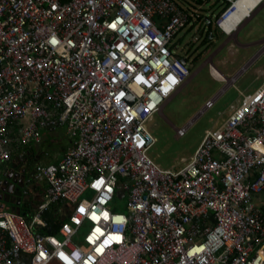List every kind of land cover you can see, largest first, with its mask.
<instances>
[{
  "label": "built area",
  "instance_id": "built-area-1",
  "mask_svg": "<svg viewBox=\"0 0 264 264\" xmlns=\"http://www.w3.org/2000/svg\"><path fill=\"white\" fill-rule=\"evenodd\" d=\"M236 1L0 0V165L45 131L68 138L35 163L31 220L0 207V264H264V81L178 169L148 156L147 123L189 77L176 36L220 30ZM51 204L65 221L36 235Z\"/></svg>",
  "mask_w": 264,
  "mask_h": 264
},
{
  "label": "rangeland",
  "instance_id": "rangeland-1",
  "mask_svg": "<svg viewBox=\"0 0 264 264\" xmlns=\"http://www.w3.org/2000/svg\"><path fill=\"white\" fill-rule=\"evenodd\" d=\"M189 6L197 9L192 4ZM208 10V18L216 20L215 14H218L220 6L211 5ZM202 11L199 10L198 14L201 15ZM212 30L209 41L203 45L200 43L205 31L201 29L195 31L186 27L176 36L175 41L179 39L176 53L188 62L189 77L146 127L155 138L148 156L164 170L181 167L182 161L192 156L205 131L221 126L232 110L239 106V92L250 94L264 81V44L243 47L259 40L264 43V2L229 40L225 34ZM249 47L251 48L247 49ZM198 53L201 55H197ZM252 59L254 61L239 74ZM210 66L222 76L223 81L212 77ZM236 75L238 76L234 82L230 81ZM209 101L212 105L206 108L205 103ZM181 128H186V131L178 138L176 129ZM49 136L52 144L43 142L38 149V152H46L45 158L48 159L59 155L62 148L68 145L63 128L54 130ZM19 153L20 151L14 152L13 149L12 157ZM28 194L34 196L36 202L42 201L44 197L43 191L40 194L32 188H28ZM84 198L90 199V196L86 194ZM124 206L125 199H121L114 210L125 211ZM84 232L85 228H81L78 235L81 236Z\"/></svg>",
  "mask_w": 264,
  "mask_h": 264
},
{
  "label": "trees",
  "instance_id": "trees-1",
  "mask_svg": "<svg viewBox=\"0 0 264 264\" xmlns=\"http://www.w3.org/2000/svg\"><path fill=\"white\" fill-rule=\"evenodd\" d=\"M212 29L217 30L220 33H222V31H220L215 24H212L210 22L206 28V31L204 33V38L200 44L203 45L209 41L210 33L212 34V31H213ZM188 30H192V26L190 28H188ZM201 33H202V31H201ZM222 34H224V33H222ZM197 55H201V53H198ZM28 150L30 152H28ZM18 151H20L19 154H23V155L29 157L31 160L35 161V163L37 162V159H36V156H35V153H34L32 146L23 147L22 149H20ZM25 152H26V154H25ZM33 190H35L36 192L41 194V192L43 191V186H38ZM34 198H35L34 196L27 193L26 195H23L21 198H19L17 200V202L14 203L13 205L9 204L7 207L5 206L4 208L6 210L16 211L25 220L30 221L32 216L35 214V212L37 210V206L41 202V201L36 202ZM40 217H41L42 225L41 226L37 225L35 227L34 232L36 235H51V234L56 235V234H58V230L60 229L61 225L65 221L61 207L57 204L49 205V207L45 211H42L40 213Z\"/></svg>",
  "mask_w": 264,
  "mask_h": 264
},
{
  "label": "flooded vegetation",
  "instance_id": "flooded-vegetation-1",
  "mask_svg": "<svg viewBox=\"0 0 264 264\" xmlns=\"http://www.w3.org/2000/svg\"><path fill=\"white\" fill-rule=\"evenodd\" d=\"M255 44L250 43L243 47ZM34 166L35 161L27 156L10 157L7 162L0 165V207L13 205L28 193V188L35 189L39 186L32 177Z\"/></svg>",
  "mask_w": 264,
  "mask_h": 264
},
{
  "label": "bare ground",
  "instance_id": "bare-ground-1",
  "mask_svg": "<svg viewBox=\"0 0 264 264\" xmlns=\"http://www.w3.org/2000/svg\"><path fill=\"white\" fill-rule=\"evenodd\" d=\"M261 1L264 0H237L230 12L221 19L219 28L228 36L233 35L246 18L251 17L252 11ZM212 72L220 78L214 68Z\"/></svg>",
  "mask_w": 264,
  "mask_h": 264
},
{
  "label": "crops",
  "instance_id": "crops-1",
  "mask_svg": "<svg viewBox=\"0 0 264 264\" xmlns=\"http://www.w3.org/2000/svg\"><path fill=\"white\" fill-rule=\"evenodd\" d=\"M264 1H261V2H259V4L256 6V8L252 11V14L254 13V11L257 9V7L260 5V4H262ZM252 14H251V16H252ZM249 18H251V17H249ZM249 18H246V20H248ZM245 20V21H246ZM244 21V22H245ZM243 22V23H244ZM242 25V24H241ZM240 25V26H241ZM221 30V29H220ZM222 31V30H221ZM223 32V31H222ZM224 34H225V32H223ZM226 36H228L227 34H225ZM228 37H230V36H228ZM255 45H257V44H255ZM251 46V45H250ZM251 47H249V48H247V49H250ZM264 48V47H263ZM217 72V71H216ZM218 73V72H217ZM211 75H212V77H214V78H216V79H222V76L218 73V75L220 76V78L219 77H217L216 75H214L213 74V72H212V68H211ZM222 81H223V79H222ZM50 132H43V135H42V141H41V143L39 144V145H37V146H33L32 145V148H33V150H34V153H35V156H36V159L39 161L38 163H42V164H48V163H55L56 161H58L60 158H61V156L63 155V153H64V151H65V149L68 147V145H66L65 147H63L62 148V151H61V153L59 154V155H53L51 158H45V157H47V153L46 152H42L41 153V151L40 152H38V149H39V147H40V145H42V143L43 142H48L49 144H52V141H51V138H50ZM28 152H30L29 150H28ZM44 153V154H43ZM25 154H26V152H25ZM23 156H25V155H23V154H18L17 156H16V158L17 157H23ZM41 186H43V185H41ZM43 188H44V186H43Z\"/></svg>",
  "mask_w": 264,
  "mask_h": 264
},
{
  "label": "water",
  "instance_id": "water-1",
  "mask_svg": "<svg viewBox=\"0 0 264 264\" xmlns=\"http://www.w3.org/2000/svg\"><path fill=\"white\" fill-rule=\"evenodd\" d=\"M246 21H247V20H246ZM246 21H245V22H246ZM245 22H244V23H245ZM244 23H242V25H243ZM242 25H241L240 27H242ZM240 27L238 28V30L240 29ZM238 30H237V31H238ZM237 31H236L234 34H236ZM229 39H230V37H228V40H229ZM260 42L263 43L261 40H259L258 42H256V44H258V43H260ZM263 47H264V46H263ZM253 61H254V59H252L247 65H245V66L242 68V70L239 72V74H241V73H242V72H243V71H244V70H245V69H246V68H247V67H248ZM183 64H184V62H183ZM210 64H211V63H210ZM210 67L213 68V66H210ZM239 74H238V75H239ZM238 75H236L235 77H233L230 81L234 82V80L237 78ZM118 195H119V196H122V193H119Z\"/></svg>",
  "mask_w": 264,
  "mask_h": 264
},
{
  "label": "snow or ice",
  "instance_id": "snow-or-ice-1",
  "mask_svg": "<svg viewBox=\"0 0 264 264\" xmlns=\"http://www.w3.org/2000/svg\"><path fill=\"white\" fill-rule=\"evenodd\" d=\"M102 183H103L102 180L97 182L98 186H99L100 184H102ZM80 211H81V212H84L85 209L82 207V208L80 209ZM104 215L106 216L107 214L104 213ZM92 217H93V219H99V217L97 216L96 213H92ZM97 232H99V229H97ZM113 238H117V239H118V237H113Z\"/></svg>",
  "mask_w": 264,
  "mask_h": 264
}]
</instances>
